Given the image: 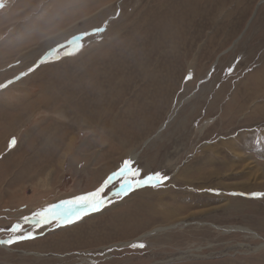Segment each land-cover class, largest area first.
I'll use <instances>...</instances> for the list:
<instances>
[{
	"label": "rangeland",
	"instance_id": "obj_1",
	"mask_svg": "<svg viewBox=\"0 0 264 264\" xmlns=\"http://www.w3.org/2000/svg\"><path fill=\"white\" fill-rule=\"evenodd\" d=\"M129 157L171 179L0 264H264V0H0V227Z\"/></svg>",
	"mask_w": 264,
	"mask_h": 264
},
{
	"label": "snow or ice",
	"instance_id": "obj_2",
	"mask_svg": "<svg viewBox=\"0 0 264 264\" xmlns=\"http://www.w3.org/2000/svg\"><path fill=\"white\" fill-rule=\"evenodd\" d=\"M239 61L237 60V63ZM234 65L227 69L228 73L234 71ZM189 73L185 80H191ZM17 139L12 137L8 143V149L15 147ZM171 179L162 171H145L134 158H125L119 167L103 179L98 187L91 191L74 195L58 203L49 204L29 216H22L16 222L7 227H0V232L8 233L7 239L0 240V245H14L21 241L34 239L38 234L35 229L42 228L50 223L71 224L82 220L94 212H100L110 204L117 203V198L123 199L130 192L145 187H160ZM118 181L119 186L113 191L110 185ZM253 197H264V192H253ZM27 225V227H26ZM130 248L143 249L146 244L137 241L129 245Z\"/></svg>",
	"mask_w": 264,
	"mask_h": 264
},
{
	"label": "bare ground",
	"instance_id": "obj_3",
	"mask_svg": "<svg viewBox=\"0 0 264 264\" xmlns=\"http://www.w3.org/2000/svg\"><path fill=\"white\" fill-rule=\"evenodd\" d=\"M162 14H163V13H162ZM163 15H165V14H163ZM168 15H169V14H168ZM158 17H159V16H158ZM158 17H157V18H158ZM162 17H163V16H162ZM163 18H164V17H163ZM163 18H162V19H163ZM165 18H166V17H165ZM165 20H166V19H165ZM150 24H151V23H150ZM158 24H159V23H158ZM155 25H157V24L155 23ZM167 26H168V25H167ZM169 27H170V24H169ZM227 36H228V35H227ZM218 39H219V38H218ZM216 40H217V39H216ZM213 43H214V42H213ZM214 44H215V43H214ZM140 94H141V93H140ZM151 94H152V93H151ZM153 98H154V97H153ZM145 105H146V104H145ZM146 107H147V106H146ZM174 177H175V176H174Z\"/></svg>",
	"mask_w": 264,
	"mask_h": 264
}]
</instances>
